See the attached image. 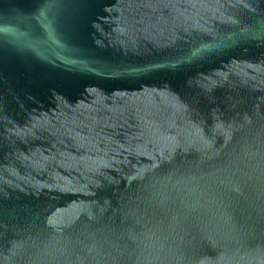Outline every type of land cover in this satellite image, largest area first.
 <instances>
[{
    "label": "water",
    "instance_id": "water-1",
    "mask_svg": "<svg viewBox=\"0 0 264 264\" xmlns=\"http://www.w3.org/2000/svg\"><path fill=\"white\" fill-rule=\"evenodd\" d=\"M0 264H264V0H0Z\"/></svg>",
    "mask_w": 264,
    "mask_h": 264
}]
</instances>
